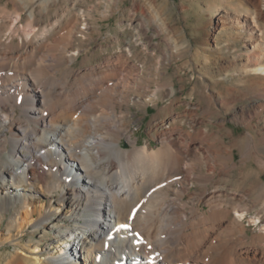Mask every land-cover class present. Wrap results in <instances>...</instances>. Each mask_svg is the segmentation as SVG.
I'll return each mask as SVG.
<instances>
[{
    "label": "bare ground",
    "instance_id": "6f19581e",
    "mask_svg": "<svg viewBox=\"0 0 264 264\" xmlns=\"http://www.w3.org/2000/svg\"><path fill=\"white\" fill-rule=\"evenodd\" d=\"M107 1L97 6L109 8ZM1 2V202L31 217L37 187L58 194L46 209L33 206L34 227L46 224L63 239L39 264H264V206L253 212L264 201V134L250 131L230 146L198 119L188 123L192 132L177 116L153 136L159 147L151 140L140 145L131 129L132 104H158L159 92L146 84L129 53L122 49L97 65L76 67L80 54L85 62L102 56L113 39L106 35L101 52L85 50L101 32L81 28L90 20L99 25L94 9H82L79 0ZM237 24L250 39L256 33L249 23ZM256 61L240 69L253 74L243 89H201L219 111L249 101L250 110L233 115L249 129L264 113V64ZM206 71L212 74L211 65ZM170 88L174 95L173 83ZM234 181L236 187L228 188ZM65 209L61 219L71 216V228L51 222ZM8 264L23 263L12 256Z\"/></svg>",
    "mask_w": 264,
    "mask_h": 264
},
{
    "label": "rangeland",
    "instance_id": "374dc122",
    "mask_svg": "<svg viewBox=\"0 0 264 264\" xmlns=\"http://www.w3.org/2000/svg\"><path fill=\"white\" fill-rule=\"evenodd\" d=\"M97 1L79 0L82 9H94L92 15L101 20L99 25L90 20L81 26L88 31L101 27L98 41L87 45L85 50L101 52L106 35L111 34L113 39L102 56L93 54L85 62V53L80 54L76 67L82 69L97 65L106 54L119 53L122 49L129 53L133 63L140 68L141 77L148 80L146 84L149 82L150 89L159 92L158 104L155 101L147 107L132 104L131 129L134 131L133 139H138L140 145L151 140L155 147H159L160 142L153 136L168 130L177 116V121L192 132L193 127L188 123L198 119L203 129L210 130L230 146L235 145L233 138H243L250 131L264 134V113L256 115L252 121L255 129L233 119V115L242 109L250 110L249 101H237L230 110L219 111L209 106L201 90L208 87L219 93L233 84L243 89L253 74L240 72V69L256 60L264 64V0H105L110 2L109 8L105 4L98 7ZM5 2L7 0L1 3ZM53 20L56 16L44 26L54 23ZM239 22L256 28L251 39L237 24ZM208 65L213 69L211 75L206 71ZM220 69L226 71L221 74ZM170 83L175 86L174 95L168 92ZM186 102H191V105ZM2 132L0 128V137ZM256 137L259 138L257 134ZM122 145L125 149L130 148L125 137ZM13 147L12 143L8 146L4 160ZM234 151L239 162L241 152L237 147ZM260 154L264 156V151ZM253 166L256 167L255 164ZM200 171L202 173L204 168ZM236 184L235 181L230 182L228 188L236 187ZM208 187L211 190L216 186L213 182ZM2 191L0 185V264H8L12 256H18L23 264H35L36 261L39 264L38 260H44L48 254L55 255L63 239L46 224L38 229L34 227L38 215L33 218V206L46 209L49 201L57 198L58 194L50 195L42 187H37V193L30 201L31 217H28L26 209L3 204ZM199 191L198 185L192 187L193 193L198 194ZM185 197L189 202V197ZM263 206L264 201H259L253 212L261 211ZM66 211L57 213L51 222L61 228L73 227L75 222L71 216L61 219Z\"/></svg>",
    "mask_w": 264,
    "mask_h": 264
}]
</instances>
